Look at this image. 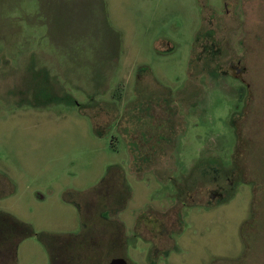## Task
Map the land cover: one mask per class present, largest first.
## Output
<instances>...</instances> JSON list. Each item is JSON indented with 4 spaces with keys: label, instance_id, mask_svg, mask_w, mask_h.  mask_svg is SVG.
Instances as JSON below:
<instances>
[{
    "label": "rangeland",
    "instance_id": "374dc122",
    "mask_svg": "<svg viewBox=\"0 0 264 264\" xmlns=\"http://www.w3.org/2000/svg\"><path fill=\"white\" fill-rule=\"evenodd\" d=\"M234 5L238 18L226 20L247 31L246 85L227 77L199 101L195 37L205 17ZM232 87H249L246 110ZM166 119L182 126L161 174L209 154L234 173L214 181L227 192L208 210L178 206L182 229L152 260L136 222L163 210L166 192L147 172H128L138 152L127 139L160 153ZM1 212L32 234L0 249V264H51L49 252L63 255L58 264H264V0H0Z\"/></svg>",
    "mask_w": 264,
    "mask_h": 264
},
{
    "label": "flooded vegetation",
    "instance_id": "af4514ba",
    "mask_svg": "<svg viewBox=\"0 0 264 264\" xmlns=\"http://www.w3.org/2000/svg\"><path fill=\"white\" fill-rule=\"evenodd\" d=\"M241 6L242 5H240V7ZM231 9L232 11L225 10L223 13L212 12L211 17H205L203 22L204 28L202 31L198 32L195 37L193 56L191 57V59L193 58V70L191 71V75L192 81L197 88L193 94L194 97L200 98L199 101H204V98L212 92V84L217 86L227 77L239 82L242 81V83L246 85V67L243 63L245 54L243 55V53H241L239 46L243 44V40H245L247 36V31L243 29V31L237 32L240 28V26H238L239 23L237 25L227 24V16L230 15L233 18H238L239 12L242 10L239 8L237 12V7L235 5L232 6ZM240 23L242 25V22ZM237 46L238 52L235 49ZM225 60H228L227 63ZM218 78L220 79L217 80ZM231 91V95H234L237 100H240L242 106L245 107L243 110H246L253 101L249 87H232ZM191 105L193 106V104ZM165 110H168L167 107ZM145 111L149 116L154 115L153 104H151L150 100L145 103L143 112ZM149 116L147 119H149ZM231 122L236 125L241 122L238 120L235 112L231 117ZM133 124V122H128L127 126H132ZM181 126V124L175 126L170 119L164 120V123L160 125V127L163 128L159 136V139L162 138L159 143H163L162 145L160 144V146H162L160 148L163 149L161 152L159 151L160 153H158L157 150H151L150 152H148V150L143 151L146 141H141L137 135H133L131 139H127L129 151L133 153L134 150H137L138 152L130 157L128 172H130L132 176L134 174L137 178L140 177V174H145V172H147V174L152 175L153 178L160 182L159 184L166 192L165 208L161 211L156 210L151 212L149 218L146 219L145 217H141L136 222V232L144 239L151 241L153 251L151 252L150 258L152 260L157 258L156 252L159 249H165L170 246L172 240L171 236H173V234H179L182 229L180 221L183 220L186 214L178 210V206L183 205L185 208L193 209L203 207L205 210H208L213 206L214 193H217L220 197L216 200L222 201L224 199L223 195L227 192V190L213 189L214 181L217 185L224 186L221 183L234 173V170L228 171V166L226 167V163L222 161H220L221 163L214 164V162H212V155L209 154L205 156L204 162H199V164L198 162H193L184 172L177 165L176 167H172L174 169L173 172L169 170L170 168L166 167L165 173L161 174L158 169V166L161 165L160 159L167 155L170 149L174 147V137L180 131ZM144 136H146V139H152L153 137L148 134V131H146V135ZM132 140L134 142V144L132 143L133 146L131 145ZM165 143L169 146L168 150L166 148L164 149ZM233 153L232 155H234ZM235 165V169L239 170L238 163ZM214 172L216 175H214ZM167 181L169 183L171 182L172 187L170 189L167 186ZM122 189L130 192L128 184H126L124 188L122 187ZM107 202L111 203V206L108 205L109 208L105 207L106 209L104 208L103 210L111 211L113 209L114 200ZM144 228L147 229L146 232L149 234L156 233L150 229L159 228V233L146 237L143 234ZM84 237H88V235L83 233L80 239L81 245L85 243ZM90 237L89 235L88 238ZM164 238L169 245L161 246V239ZM118 239L117 237L110 236L109 240L114 242ZM70 254L71 253H67L66 256ZM49 256L51 264H58V260H63V255H61V253L53 255L52 252H49Z\"/></svg>",
    "mask_w": 264,
    "mask_h": 264
},
{
    "label": "trees",
    "instance_id": "16d2710c",
    "mask_svg": "<svg viewBox=\"0 0 264 264\" xmlns=\"http://www.w3.org/2000/svg\"><path fill=\"white\" fill-rule=\"evenodd\" d=\"M119 96L120 94L117 98ZM21 227H23L21 222L14 217L6 213H0V249H3L6 253H12L18 241L32 234V231L27 227H24L23 232H20ZM38 238L42 240L40 235H38ZM46 248L49 251L47 245Z\"/></svg>",
    "mask_w": 264,
    "mask_h": 264
},
{
    "label": "water",
    "instance_id": "95a60500",
    "mask_svg": "<svg viewBox=\"0 0 264 264\" xmlns=\"http://www.w3.org/2000/svg\"><path fill=\"white\" fill-rule=\"evenodd\" d=\"M108 264H127V261L122 257L112 258Z\"/></svg>",
    "mask_w": 264,
    "mask_h": 264
}]
</instances>
